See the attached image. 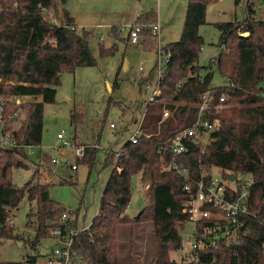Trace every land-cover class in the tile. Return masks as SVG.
I'll list each match as a JSON object with an SVG mask.
<instances>
[{
	"label": "trees",
	"instance_id": "1",
	"mask_svg": "<svg viewBox=\"0 0 264 264\" xmlns=\"http://www.w3.org/2000/svg\"><path fill=\"white\" fill-rule=\"evenodd\" d=\"M216 1H188L180 39L164 46L170 59L160 83L162 95L147 106L143 136L137 143L127 142L119 156L113 151L105 156V164H112L113 168L101 196L99 212L89 228L75 237V247L82 252L85 264H125L118 260V227L132 224V239L134 225L144 221L153 223L156 242L153 263L264 264V9L257 12L256 2L249 0L243 22L215 23L224 48L216 60L202 66L199 58L204 38L200 28L207 23L208 5ZM46 11H54L59 20L47 19ZM156 19V12L152 11L136 21L149 24ZM110 33L119 37L117 27H112ZM90 40L91 32L78 30L74 17L58 8L57 0H0L2 129L18 143L15 147L0 146V247L5 239L17 237L11 212L25 194L35 202V209L28 217L31 221L33 217L36 219L32 223H36L37 240L52 236L51 230L59 226L64 231L78 228L77 217L60 222L63 208L51 198L50 184L42 182L39 170L21 188L14 184L12 174L15 168L26 167L28 147L42 143L45 104L55 102L60 74L74 72L78 66L97 64ZM137 45L149 50L157 48V39L148 27H144ZM116 52V45H100L103 57L114 56ZM214 66L229 80L228 85H211ZM119 81L117 76L115 83ZM206 92L214 96V104L220 95H226L222 107H212L207 112L209 119L219 118L221 125L204 151L199 144L188 140L190 151L176 156L167 141L195 122L201 97ZM24 97L30 100L23 101ZM18 99L22 102H17ZM162 107L172 114L160 129ZM18 108L23 113L19 126L13 129ZM77 120L73 114V122ZM151 134L157 135L152 138ZM87 145L90 147L86 156L78 162L93 165L97 147ZM173 162L187 168L188 177L193 180L201 177L203 167H219L225 176L231 172L253 177L248 200L250 213L242 216L251 231L244 235L242 244L237 246L222 239L217 241V248L196 250L194 262L170 260V253L182 247L181 230L190 221L184 211L187 180L172 166ZM139 172L147 186L149 206L139 216L131 217L127 208L132 199V178ZM196 228L201 234L208 232L212 239L223 234L220 222L213 218L203 219ZM37 259L38 255H32L27 263L2 261L0 264H36Z\"/></svg>",
	"mask_w": 264,
	"mask_h": 264
},
{
	"label": "rangeland",
	"instance_id": "2",
	"mask_svg": "<svg viewBox=\"0 0 264 264\" xmlns=\"http://www.w3.org/2000/svg\"><path fill=\"white\" fill-rule=\"evenodd\" d=\"M145 1L155 11H161V22L166 19V24H162L163 28L161 29L165 36L164 38L162 35L164 42L168 43V40L178 38L183 27L185 17L183 8L187 1L185 4L182 3V0ZM254 1L257 12L262 11L264 0ZM57 5L58 8L67 10L74 17V7L77 6L79 9L81 6L85 7V0H57ZM118 9H122V7L117 8L116 6L114 12H117ZM127 9L129 8L125 6V10ZM171 10L176 11L173 18L170 17ZM45 13L47 19L54 22L59 20V18H55L54 11ZM114 15L115 13H109L105 17L109 18ZM246 16L247 0H240L239 3H236L235 0H218L208 5L207 23L200 28V33L204 38L199 58L200 65H208L212 60H216L223 51L221 32L215 23L243 22ZM97 21L99 24L106 22L104 19H90L84 16L82 25L98 24ZM121 22L118 20L115 23ZM82 29V27L79 28V30ZM94 32L99 33L96 35L98 37L108 32V28L101 26L94 29ZM162 32L160 33L162 34ZM159 40L162 44L160 36ZM90 45L97 58V64L78 66L74 72L64 71L60 74L56 100L53 103L45 104L42 143L33 146L32 151L28 148L29 160H25L26 167L15 168L12 174L14 184L21 188L39 170L42 182L50 184L51 198L60 203L62 208L69 213V219L77 217L79 229L89 226L99 212L101 196L113 168L112 164H105V151L107 152L110 148L120 149L137 129L134 118L141 117L152 92L151 90L146 97L142 96L144 92H140V79L150 71L158 60L157 48L149 50L144 46L130 44L124 48V61H120L121 53L117 56H101L99 45L95 39L92 38ZM125 61L128 64L127 69H125ZM140 67L144 71L140 70ZM153 70L149 82L155 85L158 73L157 69ZM213 71L212 86L229 84V80L219 72L216 66ZM117 76L120 78L119 84L115 83ZM29 100L28 97L23 99V101ZM19 109H17L18 112ZM73 114L79 120L73 122ZM19 121L18 115L12 124L13 129L19 126ZM112 123L116 125L115 128L111 126ZM61 131L65 132L66 138L73 139L74 142L97 143L99 148H96L95 163L91 165L86 161H80L78 168L73 170L70 164L77 158L71 149L59 147L60 141L57 134ZM104 148L106 149L104 150ZM52 158H58L59 163H52ZM212 171L215 175L223 172L219 167H213ZM146 188L147 186L141 179V172L135 174L132 178V199L127 208V213L131 217L138 216L145 207L149 206ZM34 209L35 202L30 201L27 194L24 195L19 206L12 209V223L17 237L3 241L0 247V262L22 261L27 263L29 256L38 255L36 264H46L48 253L57 241L52 236L37 240L36 223H34L35 221L32 223L36 219L33 217L31 221V218L28 217L30 211ZM61 213L62 210L59 214L60 222ZM180 228L182 229V227ZM195 228L194 223H186L181 234L184 237L190 233L192 237L185 239L180 249L170 253V260L179 263H190L196 260V251L193 246L197 240L194 237ZM132 229V224H122L118 227V260L125 264H156L153 263L156 249L153 223L150 221L136 223L131 239Z\"/></svg>",
	"mask_w": 264,
	"mask_h": 264
},
{
	"label": "built area",
	"instance_id": "3",
	"mask_svg": "<svg viewBox=\"0 0 264 264\" xmlns=\"http://www.w3.org/2000/svg\"><path fill=\"white\" fill-rule=\"evenodd\" d=\"M144 27H148L157 39L158 60L156 63V69L158 72V81L155 92L149 101L150 103L162 95L160 83L165 67L169 62L170 54L160 43V23L158 20L149 24H142L135 20L129 26L130 43L133 45L140 44L141 32ZM122 28L124 29V27ZM218 100V103L214 104V96L211 93L206 92L202 95L199 115L195 122L191 126L177 132L167 141V144L174 155L179 156L190 151L189 144H187L188 140L199 144L202 151L207 148L208 144L213 140V133L218 130L221 125V120L219 118L209 119L207 117V112L212 107H222L226 101V95L223 93ZM3 109V100L0 99V146H18V143L14 139H11L9 132H3V122L1 117ZM161 111L162 116L159 120L160 129L164 126L167 117L172 114V112L165 107H162ZM22 113V110L19 109V112H16V116L18 117L19 115L20 117ZM144 115L141 118V121H139L137 129L130 137L131 143H137L143 136L142 122ZM111 126L115 127V124L112 123ZM156 135L157 134H151L149 136L153 138ZM57 138L60 141L59 147L69 148L75 153L77 160L70 165L73 170L77 169L78 160L86 156L87 149L90 146L66 138L64 131L59 132ZM93 146L99 148L97 143H94ZM30 147L31 146L28 148ZM122 151L123 150L116 153L117 156H119ZM52 163H59V159L52 158ZM172 166L175 169H178L179 173L187 180L184 189L188 193V199L184 211L189 214V222L194 223L196 227L203 219L213 218L219 221L220 226H222L223 234L216 239H212L208 232L201 234L198 229L195 228L194 237L197 239L193 245L195 251L198 249H206L211 246L217 248L219 246L217 241L222 239L233 245L238 246L242 244L244 235L251 231V229L246 226L242 216L250 213L248 200L251 194L250 188L254 183L253 177L244 173L234 175L231 172H228L227 176H225L224 172L215 175L212 168L203 167L201 177L198 180H193L192 178L189 179L187 168L180 166L176 162H173ZM229 174H233V178L229 177ZM210 207L212 209H210ZM67 220H69V213L63 209L61 213V222L65 223ZM221 221L224 222L221 223ZM89 226H84L82 229L69 228L66 231L60 226L53 228L51 234L57 242L48 253L46 264H85L82 252L75 247V237L81 231L89 228ZM190 237H192V234L187 233V235L183 237V241ZM205 264H213V262Z\"/></svg>",
	"mask_w": 264,
	"mask_h": 264
},
{
	"label": "crops",
	"instance_id": "4",
	"mask_svg": "<svg viewBox=\"0 0 264 264\" xmlns=\"http://www.w3.org/2000/svg\"><path fill=\"white\" fill-rule=\"evenodd\" d=\"M109 1H110V3H109ZM112 1H115V2L112 3ZM185 1H187V4H185L186 3ZM188 1L189 0H182V3H184L186 5L185 8H183V13H185V17H186ZM148 5L149 4H147V2L145 0H85V7L81 6L80 9L77 6L74 7V21H75V24H76V27L78 28V30L81 27L83 29L88 27L86 29H88L91 32V40H92V38L95 39V41L97 42V45H99V48H100V45H102V44H104L106 47H112L113 45H116L117 46V52L115 53L114 56H117V54L119 55V53H121V57H119V59H120V61H124V59H125L124 58L125 57L124 48H125V46H128L131 44L130 40H129V26L139 16H141L142 14L148 13V12H152V11L156 12V18L160 23V32L163 31V30L161 31V29L163 28V25L166 24V19H164L163 22H161V17H160L161 11L160 12L155 11L153 8L149 7ZM116 6H117V8L122 7V9H118L117 12H114ZM125 6H127L129 9L125 10ZM173 9H175V8L173 7ZM109 13H115V15L113 17L106 18L105 17L106 14H109ZM175 13H176V11L171 10L170 17L173 18V15ZM84 16L89 17L90 19H93V18H96L98 20L104 19L106 22L104 24H99V21H97L98 24L94 23V24L82 25V23H84V22H82ZM100 17H104V18H100ZM185 17H184V20H185ZM113 18L121 20L122 22L121 23H115L118 20H111ZM183 24H184V21H183ZM101 26H106L108 28V32L97 37L96 35H98L99 33L94 32V29H97L98 27L100 28ZM112 27H117L120 30L118 32L119 37L114 36L110 33ZM122 27H124V29ZM182 29H183V27H182ZM181 33H182V30H181V32H179L178 38L171 40V41L168 40L167 41L168 43H165L163 38H162V35L165 38L163 32H162V34L160 33V39H161L162 44H163V45L162 44L161 45L165 46L171 42L178 41L181 37ZM125 37H127V39L123 40ZM101 39H103V41H101ZM107 40H108V43H106ZM156 63L150 69V71H148L147 74L142 76L140 79V85H141L140 92L141 93L144 92L142 94L143 97L148 96V93L152 90L151 94L149 95L148 102L151 100V98L155 92V88H156L157 81H158V78H157L155 85H153L152 82H149V80L152 77L153 72H154L153 69L156 70ZM127 65L128 64H126V61H125V69L128 68ZM140 70L144 71V69L142 67H140ZM145 89H147V90H145ZM17 102H20V99H18ZM145 110H146V108H145ZM145 110H144V112H145ZM144 112L141 114L140 118H134V122L137 124V127H138L139 121H141V118L144 115ZM19 123H20V121H19ZM127 142H130V139ZM85 144H88V143H85ZM124 146H122L118 150H113L110 148L108 151H113V152L118 153L119 151L123 150ZM32 147H30L29 149L31 150ZM105 149L106 148H104V150ZM107 152L105 151V156H106Z\"/></svg>",
	"mask_w": 264,
	"mask_h": 264
},
{
	"label": "water",
	"instance_id": "5",
	"mask_svg": "<svg viewBox=\"0 0 264 264\" xmlns=\"http://www.w3.org/2000/svg\"><path fill=\"white\" fill-rule=\"evenodd\" d=\"M229 177L233 178V174H229ZM139 216V215H138Z\"/></svg>",
	"mask_w": 264,
	"mask_h": 264
},
{
	"label": "bare ground",
	"instance_id": "6",
	"mask_svg": "<svg viewBox=\"0 0 264 264\" xmlns=\"http://www.w3.org/2000/svg\"><path fill=\"white\" fill-rule=\"evenodd\" d=\"M246 35H248V33H246Z\"/></svg>",
	"mask_w": 264,
	"mask_h": 264
}]
</instances>
